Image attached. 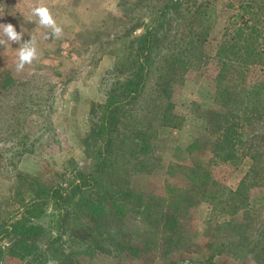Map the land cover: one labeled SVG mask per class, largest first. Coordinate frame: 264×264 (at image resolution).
<instances>
[{"label":"rangeland","instance_id":"374dc122","mask_svg":"<svg viewBox=\"0 0 264 264\" xmlns=\"http://www.w3.org/2000/svg\"><path fill=\"white\" fill-rule=\"evenodd\" d=\"M158 1L0 0V23H12L17 31L22 28L21 43L35 36L39 53L38 60L17 72L19 44L0 45V264H47L49 258L58 264H196V259L206 257L208 225L222 224L219 217L208 220L209 197L222 188H234L250 161L242 154L235 164L223 162L209 150L197 156L187 147L204 135L202 111L220 105L212 101L213 77L223 60L216 57L217 45L229 38V61L240 69L236 57L243 53L238 50L236 29L244 28L242 37L264 33V0H198L213 11L212 19L191 35L201 57L166 90L179 124L163 126L156 113L155 105L164 101L155 94L162 66L156 56L125 127H118L127 137L119 136L124 145L105 167L94 171L92 151L99 140L88 137L91 123L100 118L111 85L129 75L134 38L143 33L142 25L152 17L149 10ZM40 5L47 6L63 27L61 39H45L50 30L39 27L38 18L30 21L31 8ZM171 20L167 41L181 23L174 16ZM0 39H6L2 30ZM258 43L260 59L245 64L243 74L248 83L262 84L264 93L261 36ZM139 128L151 135L145 138L146 153L135 152L136 142L131 140ZM18 133H24L23 140ZM23 143L26 150L21 152L17 146ZM202 162L208 163L209 184L193 185L190 169ZM172 163L187 169L179 170L180 175L168 173ZM93 174L91 181L87 175ZM24 175L42 187L22 179ZM78 182V190H73L70 184ZM190 184L191 189H183ZM249 191L261 219L264 187ZM183 198L188 204L176 219L185 246L165 252L159 245L166 235L164 220ZM28 210L34 217L26 221L41 232L34 235L35 249L30 255L18 246L10 252L15 235L9 225ZM216 237L220 240L222 235ZM133 248L140 250L139 258ZM213 261L238 264L224 254L215 255ZM249 263L254 262H244Z\"/></svg>","mask_w":264,"mask_h":264},{"label":"trees","instance_id":"16d2710c","mask_svg":"<svg viewBox=\"0 0 264 264\" xmlns=\"http://www.w3.org/2000/svg\"><path fill=\"white\" fill-rule=\"evenodd\" d=\"M143 6L147 8L146 5ZM149 13L152 17L147 24L142 25L143 33L134 38V47L129 56V75L111 85L105 93L100 118L91 123L88 137L92 142L99 140V144L94 145L92 151L95 159L94 171H98L101 165L105 167L114 157L117 148L124 145L119 136L127 137L120 133L118 127L120 125L125 127L131 108L144 91L149 64L156 56L162 59V66L158 80L155 82V94L164 100L162 102L160 99L155 105L156 113L159 114L158 118L163 126L176 127L179 124V121L176 123L178 117L172 112V104L167 98L166 90L171 82H179L178 77L185 72L191 62L201 57L191 35L194 29L212 19L213 11L207 9L206 4L198 0H159L155 6L151 7ZM173 16L181 19V23L174 28L171 32L173 35L167 41L166 31L170 21L173 22L171 20ZM242 29L244 28L236 29L237 40L240 41L238 50L243 53L237 54L236 57L237 64L241 66L240 69H235L229 61V38L217 45L216 57L223 60L218 73L213 77L215 85L212 101L216 104L219 102L221 108L210 106L202 111L204 135L195 139L187 150L197 156L198 152L209 150L213 158L223 162H234L233 164L238 162L236 160H240V155L245 154L250 164L234 188H222L219 192H213L209 197L212 206L208 220L218 221L216 217H219L222 224L208 225V230H210L206 243L208 252L205 258L196 259V264H216L213 257L219 254L230 256L238 264H244L246 259L255 264H264V216L258 219L259 208L254 205L252 193L249 191L250 187H264V93L261 91L262 84L257 81L248 83L243 74L245 64L254 63L255 58L256 61L260 59L257 44L260 43H258L260 36L264 40V33L258 34L256 31L252 37H242ZM231 55L235 56L234 53ZM7 81L9 83L10 79L8 78ZM23 136L24 133L19 134L21 140ZM150 136L142 128L135 130V134L131 137L132 142H136H133V146L136 147L135 152L146 153L149 150L145 138ZM26 145L23 143L17 147L23 152L26 150ZM207 164L202 162L192 166L189 178L193 185L195 183L200 186L209 184ZM169 169L168 173L180 175L182 174L180 171L187 167L172 163ZM177 171L179 172L176 173ZM92 173L93 171L90 174ZM89 175L87 176L92 181L94 174ZM22 179L37 185V188L42 185L36 182L35 178L27 175H24ZM80 185L79 182L70 184L73 190H78ZM191 187L190 184L189 187L185 186L183 189H191ZM50 189L57 188L51 187ZM58 195L62 198L60 194ZM184 195L188 193L185 192ZM184 200V198L181 199L177 206L171 209L172 213H168L164 220L167 225L166 230L164 229L166 235L163 236L162 243L159 245L165 252L185 246L181 242L183 237L177 233L180 227L176 219L177 212L188 204ZM115 208H117L116 205ZM28 213L29 210L9 225L10 232L15 235V238L10 242L8 251L11 247L18 246L19 249L23 247L24 254L26 251V254L30 255L35 249L32 244L35 239L34 235L41 232L37 226L26 221L27 218L34 217L33 214ZM220 234L222 237L218 240L216 236ZM133 251L134 257L139 258L140 250L133 248ZM15 254L19 256V250ZM167 264L173 263L169 261Z\"/></svg>","mask_w":264,"mask_h":264},{"label":"clouds","instance_id":"9594fccd","mask_svg":"<svg viewBox=\"0 0 264 264\" xmlns=\"http://www.w3.org/2000/svg\"><path fill=\"white\" fill-rule=\"evenodd\" d=\"M32 17L38 18L37 23L39 27L50 30V33L45 34V39H61L63 37V27L57 23V20L47 6L40 5L31 8L30 21ZM0 30H2L3 36L6 37V39H0V45L7 47L8 41L19 44L17 48L18 61L15 65L17 72H21L26 65L30 66L33 64V61L39 59L35 36H31L30 40L21 43L25 33L22 28L21 31H17L12 23H0ZM47 264H58V262L49 258Z\"/></svg>","mask_w":264,"mask_h":264},{"label":"crops","instance_id":"0c3cea01","mask_svg":"<svg viewBox=\"0 0 264 264\" xmlns=\"http://www.w3.org/2000/svg\"><path fill=\"white\" fill-rule=\"evenodd\" d=\"M249 264H255V263H249Z\"/></svg>","mask_w":264,"mask_h":264}]
</instances>
